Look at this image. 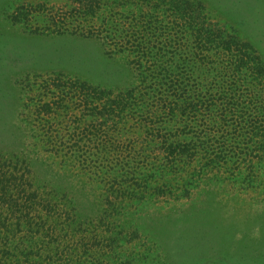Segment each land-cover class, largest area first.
<instances>
[{
    "label": "rangeland",
    "instance_id": "rangeland-1",
    "mask_svg": "<svg viewBox=\"0 0 264 264\" xmlns=\"http://www.w3.org/2000/svg\"><path fill=\"white\" fill-rule=\"evenodd\" d=\"M206 18L205 30L236 34L264 65V0H0V264H264V159L249 141L221 146L237 153L216 169L198 159L168 191L149 179L143 201L140 173L158 149L145 144L150 131L89 125L77 109L40 114L43 82L59 75L118 93L147 76L139 61L189 67L176 78L194 94L211 89L234 65L198 36ZM260 79L248 89L264 93ZM199 117L195 131L212 125ZM112 185L126 196L116 200Z\"/></svg>",
    "mask_w": 264,
    "mask_h": 264
},
{
    "label": "trees",
    "instance_id": "trees-1",
    "mask_svg": "<svg viewBox=\"0 0 264 264\" xmlns=\"http://www.w3.org/2000/svg\"><path fill=\"white\" fill-rule=\"evenodd\" d=\"M195 19L197 18H193V20ZM207 21L208 18L203 19L199 24L195 21L201 27L198 36L211 46L210 50L217 49L218 52L221 50L226 52L225 55L230 56L228 60L234 67L221 68L218 73L221 76L217 77L218 80L215 81L213 87L209 90L203 88L204 91L201 94L192 93L183 80L176 78L185 71H189V67L183 69L176 62V65L160 64L155 65L153 69H146L144 63L139 61L138 70L141 71L143 68L148 70L147 76L144 75L139 79V85H133L118 93H115V90L111 88L93 86L87 82H79L59 75L55 77L52 84H48V82L40 84L39 89L44 91L45 96L49 98L48 102L40 108V114L44 113L51 117L60 110L63 113H70L77 109L89 112L84 115L89 121V125L100 122L101 126H107L113 122L116 129L120 131L123 127L126 128L129 123L136 122L139 124V131H136L137 136L148 134L150 131L151 137L147 136L145 144L158 148L156 162L147 168L142 167L147 173L145 175L140 173V177L145 181V187L139 186L143 188L144 192L138 193L141 196L138 200L144 201L146 195L151 192L149 179L161 176L165 181H163V187L168 191L173 186H177L173 185V181L177 177H181L183 173L192 170V165L198 159L205 161L202 167L207 170L210 167L216 169L217 165L232 162L237 152L231 153L229 148L224 150L221 146H226L233 139L235 141L242 137L249 141L247 143L248 152L256 151L261 160L264 159V125L262 127L251 125L259 116H262L264 120V93L255 91L256 87L253 90L248 89L249 85L254 84V79L261 78L258 84L263 83L264 65L257 60V56H253L255 54L253 47L238 43L236 34L230 36L224 32L215 34L214 31L205 30V26L211 24ZM192 68L194 69V67ZM208 70L213 71L214 69ZM213 74L211 71L207 72L208 76ZM207 95L212 97V100L208 101L209 104L200 101L201 96L206 97ZM255 98L261 107L255 105L258 103L254 102ZM254 105L256 108L253 109ZM215 109H220L221 115H218ZM201 112L203 113L201 119L209 121L212 125L207 129L195 131L192 121H197ZM231 115L238 118L234 125H229ZM231 130L235 132L233 133ZM80 133L93 134L87 133V130H83V132L81 130ZM85 138V141L82 140L76 144L87 145L92 141L88 136ZM191 138L193 141L198 140L199 144L195 142L191 147ZM256 140H258L259 148L253 149L251 143ZM242 151L240 149V152ZM88 161L86 158L80 160L85 165ZM75 163L78 161L75 160ZM166 177H169L168 180ZM113 182L120 186L118 176H115ZM114 188L112 185L108 190L112 194H117L116 200L126 196L125 190L119 191ZM164 191L159 190L162 192L161 194ZM21 192H25V190ZM30 198L33 201L36 194H30ZM130 199H137V194L133 193Z\"/></svg>",
    "mask_w": 264,
    "mask_h": 264
}]
</instances>
